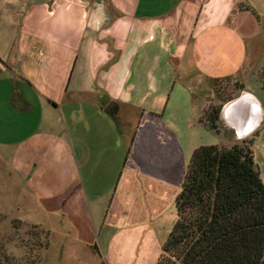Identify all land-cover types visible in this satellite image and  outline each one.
<instances>
[{
    "label": "crops",
    "instance_id": "1",
    "mask_svg": "<svg viewBox=\"0 0 264 264\" xmlns=\"http://www.w3.org/2000/svg\"><path fill=\"white\" fill-rule=\"evenodd\" d=\"M263 18L264 0H0L3 193L67 236V263L85 264L78 245L105 264H157L216 82L243 87L221 104L217 129L235 142L223 148L264 140L247 89Z\"/></svg>",
    "mask_w": 264,
    "mask_h": 264
},
{
    "label": "trees",
    "instance_id": "2",
    "mask_svg": "<svg viewBox=\"0 0 264 264\" xmlns=\"http://www.w3.org/2000/svg\"><path fill=\"white\" fill-rule=\"evenodd\" d=\"M221 107L214 108L209 125L199 120L205 129L218 131ZM249 144L193 151L174 201L175 222L157 264H264V184Z\"/></svg>",
    "mask_w": 264,
    "mask_h": 264
},
{
    "label": "rangeland",
    "instance_id": "3",
    "mask_svg": "<svg viewBox=\"0 0 264 264\" xmlns=\"http://www.w3.org/2000/svg\"><path fill=\"white\" fill-rule=\"evenodd\" d=\"M259 18L262 19L260 16ZM262 28H260L259 25L257 28L254 27L250 32L253 37V42L250 41L252 45L255 42L257 45L260 44V46H264V23ZM259 72L264 78V66L257 73ZM247 82V89L255 95L258 101L264 104V91L262 90L258 79L250 76ZM233 83L234 79L229 78L220 80L218 84L213 86V92L209 95L211 98L209 97L210 99L203 102V108L199 115V120L203 122L205 119L208 124V120L211 115L214 114V108L222 103H226L225 101L233 100L235 98L240 91ZM197 110L198 107L196 108V112ZM181 114L182 112H180V116ZM188 114L191 115L193 112L190 114L189 111ZM216 126L219 128V120L217 121ZM262 126L264 128V125ZM197 129L196 136L192 138V140L195 138V141L193 142L197 144V148L200 146L211 145L223 147L227 146V144L235 143L234 140L227 139L221 130L206 131L198 126ZM227 134L229 136L231 135V133ZM3 136L6 137V134ZM16 136H18V134H16ZM254 136L255 138L251 137L247 139L246 142H250L249 148L254 154L255 163L260 168V179L264 180V140L261 138L263 134L259 135L258 132H256ZM13 137L14 135H9L8 139H12ZM3 171V165L0 164V175ZM99 174L100 173H97L95 178H97ZM6 179L10 180L7 176L5 181ZM100 180L101 179L99 178V181ZM5 183H9V181H6ZM3 184V180H0V264H69L67 261L69 260L71 250L70 248L67 250V247L69 246L65 245V241L67 240L65 238L67 236L59 233L56 234V226L54 229L50 230L46 225H42L38 220L31 218L33 214L25 212L26 208L29 206V201L20 197L19 200H17L14 196V192L10 190L12 189L11 187L7 189L8 193L4 194L3 191L5 189L2 188ZM105 190L106 188H102L100 192ZM106 198L107 196L101 197L100 207L102 205V209H105L106 203L104 202L106 201ZM174 217L175 213L173 208L171 218L173 219ZM55 224H58L57 221ZM72 247L76 251L75 254L81 258V262H85V264H104L95 247H92V252L97 255V257L91 252L86 251V249H81L78 245H72ZM77 263V260H73L70 264ZM175 264L181 263L175 261Z\"/></svg>",
    "mask_w": 264,
    "mask_h": 264
},
{
    "label": "water",
    "instance_id": "4",
    "mask_svg": "<svg viewBox=\"0 0 264 264\" xmlns=\"http://www.w3.org/2000/svg\"><path fill=\"white\" fill-rule=\"evenodd\" d=\"M116 104L114 102H111L106 108H105V113L109 115H114L116 112ZM253 109V108H252ZM254 112H252V121L254 122V126L257 125L259 121V115L256 114L255 109H253Z\"/></svg>",
    "mask_w": 264,
    "mask_h": 264
}]
</instances>
